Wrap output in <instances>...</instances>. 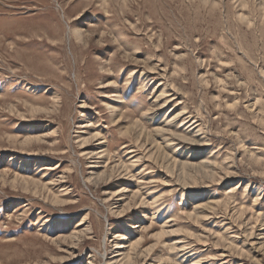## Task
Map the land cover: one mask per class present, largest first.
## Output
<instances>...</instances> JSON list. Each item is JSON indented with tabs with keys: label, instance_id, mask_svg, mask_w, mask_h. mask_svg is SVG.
<instances>
[{
	"label": "rangeland",
	"instance_id": "obj_1",
	"mask_svg": "<svg viewBox=\"0 0 264 264\" xmlns=\"http://www.w3.org/2000/svg\"><path fill=\"white\" fill-rule=\"evenodd\" d=\"M0 264H264V0H0Z\"/></svg>",
	"mask_w": 264,
	"mask_h": 264
},
{
	"label": "bare ground",
	"instance_id": "obj_2",
	"mask_svg": "<svg viewBox=\"0 0 264 264\" xmlns=\"http://www.w3.org/2000/svg\"><path fill=\"white\" fill-rule=\"evenodd\" d=\"M3 36H5V35H3ZM23 67V66H22ZM22 179V178H21ZM17 180V179H16Z\"/></svg>",
	"mask_w": 264,
	"mask_h": 264
}]
</instances>
